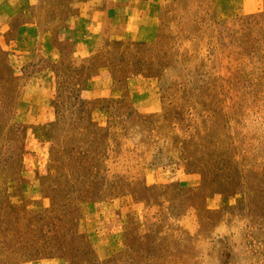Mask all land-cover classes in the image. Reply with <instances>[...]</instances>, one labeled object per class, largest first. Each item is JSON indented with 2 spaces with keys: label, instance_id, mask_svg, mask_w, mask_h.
I'll list each match as a JSON object with an SVG mask.
<instances>
[{
  "label": "rangeland",
  "instance_id": "374dc122",
  "mask_svg": "<svg viewBox=\"0 0 264 264\" xmlns=\"http://www.w3.org/2000/svg\"><path fill=\"white\" fill-rule=\"evenodd\" d=\"M12 2L0 264H264V0Z\"/></svg>",
  "mask_w": 264,
  "mask_h": 264
},
{
  "label": "crops",
  "instance_id": "0c3cea01",
  "mask_svg": "<svg viewBox=\"0 0 264 264\" xmlns=\"http://www.w3.org/2000/svg\"><path fill=\"white\" fill-rule=\"evenodd\" d=\"M13 0H10L9 2L4 3V5H0V9L6 10V20H8L11 15H9V11L13 9ZM8 13V14H7Z\"/></svg>",
  "mask_w": 264,
  "mask_h": 264
}]
</instances>
